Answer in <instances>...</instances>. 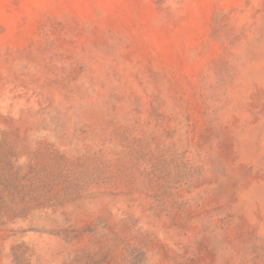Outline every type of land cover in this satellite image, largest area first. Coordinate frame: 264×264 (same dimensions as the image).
Listing matches in <instances>:
<instances>
[{"label":"rangeland","instance_id":"rangeland-1","mask_svg":"<svg viewBox=\"0 0 264 264\" xmlns=\"http://www.w3.org/2000/svg\"><path fill=\"white\" fill-rule=\"evenodd\" d=\"M0 264H264V0H0Z\"/></svg>","mask_w":264,"mask_h":264}]
</instances>
